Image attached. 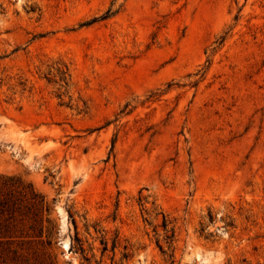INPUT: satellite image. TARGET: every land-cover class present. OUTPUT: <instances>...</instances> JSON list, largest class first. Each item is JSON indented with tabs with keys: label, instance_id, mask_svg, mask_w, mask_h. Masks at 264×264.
Segmentation results:
<instances>
[{
	"label": "rangeland",
	"instance_id": "rangeland-1",
	"mask_svg": "<svg viewBox=\"0 0 264 264\" xmlns=\"http://www.w3.org/2000/svg\"><path fill=\"white\" fill-rule=\"evenodd\" d=\"M0 264H264V0H0Z\"/></svg>",
	"mask_w": 264,
	"mask_h": 264
},
{
	"label": "bare ground",
	"instance_id": "bare-ground-1",
	"mask_svg": "<svg viewBox=\"0 0 264 264\" xmlns=\"http://www.w3.org/2000/svg\"><path fill=\"white\" fill-rule=\"evenodd\" d=\"M64 246H65V247H66V246H68V243H67V242H65ZM66 248H67V247H66Z\"/></svg>",
	"mask_w": 264,
	"mask_h": 264
},
{
	"label": "trees",
	"instance_id": "trees-1",
	"mask_svg": "<svg viewBox=\"0 0 264 264\" xmlns=\"http://www.w3.org/2000/svg\"><path fill=\"white\" fill-rule=\"evenodd\" d=\"M164 224L166 225V222H164Z\"/></svg>",
	"mask_w": 264,
	"mask_h": 264
}]
</instances>
